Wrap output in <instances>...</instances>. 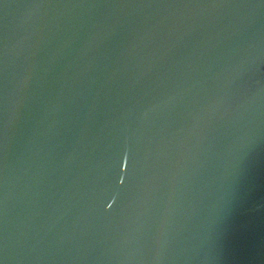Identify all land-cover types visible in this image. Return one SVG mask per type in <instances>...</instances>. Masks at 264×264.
I'll use <instances>...</instances> for the list:
<instances>
[{"label":"water","instance_id":"obj_1","mask_svg":"<svg viewBox=\"0 0 264 264\" xmlns=\"http://www.w3.org/2000/svg\"><path fill=\"white\" fill-rule=\"evenodd\" d=\"M0 264H264V0H0Z\"/></svg>","mask_w":264,"mask_h":264},{"label":"snow or ice","instance_id":"obj_2","mask_svg":"<svg viewBox=\"0 0 264 264\" xmlns=\"http://www.w3.org/2000/svg\"><path fill=\"white\" fill-rule=\"evenodd\" d=\"M124 166H125V168H127V166H128L127 159L124 160ZM119 182H120V184H124L125 179H124V178H121ZM113 203H115L114 200H113L111 203H108V204H107V207H108L109 209L112 208Z\"/></svg>","mask_w":264,"mask_h":264}]
</instances>
